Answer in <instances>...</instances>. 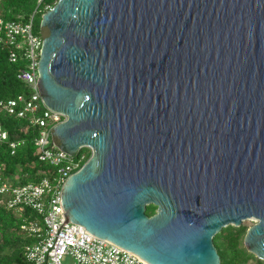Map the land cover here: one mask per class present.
Returning a JSON list of instances; mask_svg holds the SVG:
<instances>
[{
  "label": "water",
  "instance_id": "1",
  "mask_svg": "<svg viewBox=\"0 0 264 264\" xmlns=\"http://www.w3.org/2000/svg\"><path fill=\"white\" fill-rule=\"evenodd\" d=\"M39 33L52 141L90 150L66 218L148 264H220L254 218L264 261V0H57Z\"/></svg>",
  "mask_w": 264,
  "mask_h": 264
},
{
  "label": "built area",
  "instance_id": "2",
  "mask_svg": "<svg viewBox=\"0 0 264 264\" xmlns=\"http://www.w3.org/2000/svg\"><path fill=\"white\" fill-rule=\"evenodd\" d=\"M47 5L45 10L51 9ZM0 45L8 49L11 62L22 61L17 78L26 88L25 94L13 98L0 97V112L26 119L37 129L34 145L38 159L48 164L47 173L36 182L14 184L0 177L1 204L22 217L21 229L33 238L24 247L25 259L30 264H148L136 254L99 238L77 223L69 221L61 204V191L67 178L85 160V153L69 155L58 149L51 138L52 128L65 115L49 109L38 88V61L42 45L40 33L34 31L33 15L26 21L0 19ZM7 133L0 126V142ZM23 140L9 144L11 154ZM36 214L35 219L24 216V211Z\"/></svg>",
  "mask_w": 264,
  "mask_h": 264
},
{
  "label": "trees",
  "instance_id": "3",
  "mask_svg": "<svg viewBox=\"0 0 264 264\" xmlns=\"http://www.w3.org/2000/svg\"><path fill=\"white\" fill-rule=\"evenodd\" d=\"M57 0H0V19L5 21L26 22L34 17V31L39 33L41 15L47 5L53 6ZM23 67L22 61L11 62L8 49L0 45V97L13 98L25 94L24 84L17 78V72ZM0 126L7 133V140L0 142V177L11 179L14 184L36 182L46 175L48 164L38 159V150L34 145L37 129L24 118L7 115L0 112ZM23 140L11 154L10 142ZM79 153H85V160L90 156L88 148H82ZM83 162V163H84ZM0 196V264H30L24 256V247L33 238L28 237L21 229L22 217L1 204ZM148 216L156 212L154 205L146 206ZM24 216L35 219L36 214L30 210L24 211ZM247 226H227L213 238V243L220 256V264H264L248 252L243 244Z\"/></svg>",
  "mask_w": 264,
  "mask_h": 264
},
{
  "label": "rangeland",
  "instance_id": "4",
  "mask_svg": "<svg viewBox=\"0 0 264 264\" xmlns=\"http://www.w3.org/2000/svg\"><path fill=\"white\" fill-rule=\"evenodd\" d=\"M255 219L254 218H248L246 220L243 221V224L247 226V228H249L250 226H252L255 223ZM68 259L65 258L64 262L65 264L67 263Z\"/></svg>",
  "mask_w": 264,
  "mask_h": 264
}]
</instances>
